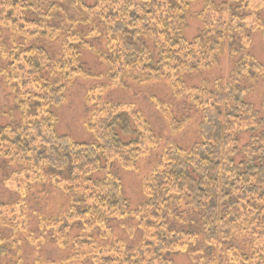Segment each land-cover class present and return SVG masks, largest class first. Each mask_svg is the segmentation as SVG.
Instances as JSON below:
<instances>
[{
  "label": "trees",
  "instance_id": "trees-1",
  "mask_svg": "<svg viewBox=\"0 0 264 264\" xmlns=\"http://www.w3.org/2000/svg\"><path fill=\"white\" fill-rule=\"evenodd\" d=\"M196 1L0 0V28L13 32L14 39L13 47L2 45L6 66L0 76L14 91H24L17 105L19 122L0 124V157L10 166H19L21 172L41 176L46 164L51 172L69 175L68 189L84 206L76 210L80 213L76 218L84 223L100 226L110 217L130 215L142 229L144 243L134 247L123 241L107 246L75 241V257L82 262L172 264L166 253L189 251L198 237L191 230L169 226L170 219L180 220V210L186 209L198 213L210 251H223L232 264H264V106L258 111L247 101L251 87L264 78V66L248 53L252 35L262 31L264 36V18L250 0L220 4L209 0L199 14L203 29L189 41L184 37L186 18ZM70 3L80 15L86 11V19H70L66 10ZM89 25H93V37L105 36L106 53L87 40L90 36L83 28L76 29ZM17 37L29 42L61 38V54L54 56L34 43L17 45ZM148 41L156 53L149 49ZM80 49L108 67L113 84L125 80L146 84L172 73L206 70L225 50L234 59L231 77L225 83L219 80L211 86L204 82L191 89L181 81L172 84L176 97L189 99L200 112V140L187 150L169 147L146 182L147 201L133 215L128 213L120 183L109 176H94L113 162L121 169H131L158 147V137L141 114L117 103L99 105L87 126L95 137L93 144L72 142L55 130V110L64 102L66 86L72 79L91 76L82 64ZM158 105L171 131L185 128L186 119L175 118L164 103ZM242 137H247L246 142ZM2 207L10 208L0 206L1 214ZM17 220L15 216L11 221L0 219V223L14 231L19 226ZM64 222L54 218L42 224L62 226ZM238 235L250 238L249 254L229 244ZM7 250L2 246L0 255ZM203 256L200 262L206 258ZM13 258L24 264L18 255Z\"/></svg>",
  "mask_w": 264,
  "mask_h": 264
},
{
  "label": "rangeland",
  "instance_id": "rangeland-1",
  "mask_svg": "<svg viewBox=\"0 0 264 264\" xmlns=\"http://www.w3.org/2000/svg\"><path fill=\"white\" fill-rule=\"evenodd\" d=\"M208 1L197 0L192 4L186 18L184 31L186 40H194L202 31V18L199 17V14L204 10ZM212 1L216 4L225 2V0ZM250 3L252 7L261 9L260 17L263 19L264 0H250ZM66 10L67 16L74 21L79 22L81 18L86 19L87 17V12L83 11V15H80V11L78 13L75 10L73 3L68 4ZM56 25L57 27L62 26L60 22ZM66 27L69 29V26ZM76 29L79 31L82 29L84 34H89L90 37L87 40L99 51L107 52L105 36L98 37L97 35L94 38L90 33L93 25L77 26ZM101 29L104 33L103 28ZM12 37L13 32L0 28V71L6 66L4 62L6 60L2 57L4 56L2 45L5 43L8 49L13 47L14 39ZM27 43L41 45L57 57L61 54V38L52 40V38L46 37L31 42L22 37L16 38L17 45L26 44L27 46ZM147 46L156 53V49L150 41L147 42ZM79 51L82 64L91 76L72 79L71 84L66 86L64 102L58 110H55L58 118L55 126L57 134L69 136L70 140L75 143H95L94 135L87 128L88 123L93 119L95 109L106 103H117L141 114L159 139L158 147L139 159L133 168L121 169L116 165V162H113L106 171L99 172L94 176L95 179H104L109 176L118 181L121 185L122 196L129 205L128 213L133 215L136 209L147 201L146 182L169 147L176 145L187 150L200 140L201 114L189 99L176 97L172 90V84L181 81L184 86L191 89L204 82L210 83L211 86H214L219 80L225 83L231 77L234 59L225 50L219 55L218 62L206 70L194 73H172L166 78H158L146 84H140L133 80L113 84L106 65L92 53L84 49ZM248 53L260 65L264 66L262 31H257L252 35ZM244 80H246V86H249L248 79ZM251 88L247 101L254 109L261 111L264 106V78L254 83ZM19 91L8 87L5 77L0 76V124L6 126L19 122L21 113L17 105L21 100L20 96L24 93L23 90ZM159 102L164 103L168 112L172 113L175 118H183L188 121L182 131L170 130L165 115L159 110ZM30 104L36 107V104ZM242 139L243 142H246L247 137H242ZM9 161L12 162L11 158ZM44 168L41 176H37L33 171L31 174L26 171L21 172L19 166L16 164L10 166L9 162L0 157V206L10 207L8 209L2 207L1 211L4 213L0 212V219L11 221L13 217L17 216L19 224L14 231H11L4 226V223H2L3 225L0 223V248L2 246L8 248L4 254L0 255V264H17L18 259L13 258L16 255L22 259L24 264H91L88 261L82 262L75 257V241L93 242L105 246L112 242L123 241L132 247L144 243L139 222L130 215L123 218L110 217L100 226L86 224L87 222L84 223L81 218H76L80 214L76 210L80 211L84 206L79 204L77 194L72 189H68L71 185L66 181L69 179V175L62 177L54 170L51 172L50 167L46 164H43L42 169ZM10 177L12 178L9 179ZM7 179L9 180L7 181ZM184 210H180L182 213L180 220L170 219L169 226L177 230H191L198 237L193 241L194 244L189 251L167 252V259L172 264H205L206 262L232 264L229 263L226 255L224 256L223 251L221 255L218 252L220 250L210 251L208 249L204 243L205 236L202 235V224H198V213ZM12 212L15 213L11 214ZM54 218H62L65 222L62 223V226H59L60 224L49 226L42 224L44 220ZM236 237V240L229 244L235 246L238 251L246 255L249 254L250 238L246 235ZM178 244L180 245V243H176V246H179ZM229 244L224 248L225 253ZM193 247L195 248L193 249ZM202 255L206 258L200 262Z\"/></svg>",
  "mask_w": 264,
  "mask_h": 264
}]
</instances>
